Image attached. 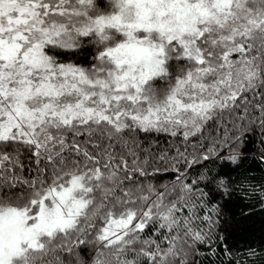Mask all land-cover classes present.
I'll return each instance as SVG.
<instances>
[{"label":"snow or ice","instance_id":"1","mask_svg":"<svg viewBox=\"0 0 264 264\" xmlns=\"http://www.w3.org/2000/svg\"><path fill=\"white\" fill-rule=\"evenodd\" d=\"M257 171L264 0H0V264H264Z\"/></svg>","mask_w":264,"mask_h":264},{"label":"trees","instance_id":"2","mask_svg":"<svg viewBox=\"0 0 264 264\" xmlns=\"http://www.w3.org/2000/svg\"><path fill=\"white\" fill-rule=\"evenodd\" d=\"M251 175L256 177H261V172L257 171L251 173ZM257 181L253 180L251 183L255 184ZM247 183V182H245ZM244 203H251L253 197L251 195H243V190L241 192ZM249 218L243 220L240 224L239 231L236 233L237 246L243 249L246 245H256L260 246L262 238H264V212L261 211L259 207L255 209V212H249ZM215 259V257H213Z\"/></svg>","mask_w":264,"mask_h":264}]
</instances>
